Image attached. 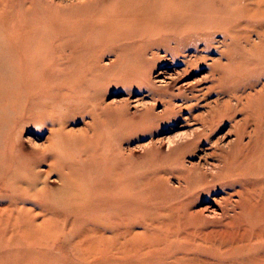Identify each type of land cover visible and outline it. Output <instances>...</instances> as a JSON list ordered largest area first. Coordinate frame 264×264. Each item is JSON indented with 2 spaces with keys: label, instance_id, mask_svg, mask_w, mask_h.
I'll return each mask as SVG.
<instances>
[{
  "label": "rangeland",
  "instance_id": "1",
  "mask_svg": "<svg viewBox=\"0 0 264 264\" xmlns=\"http://www.w3.org/2000/svg\"><path fill=\"white\" fill-rule=\"evenodd\" d=\"M124 1L0 0V23L10 28L9 38L4 37L6 44L10 46L15 41L17 52L35 53L41 60L30 67H19L18 72L25 71L36 79L41 73L42 79L32 83L34 88L37 87L36 98L43 94L44 87L47 92L54 90L64 97L67 93V103L73 106L69 108L72 112L63 110L61 115L60 124L64 127L58 138L61 145L57 157L64 162L60 163L68 165L77 161L80 170L76 173L80 182L94 175L105 185L100 193L91 194L96 203L91 214L76 215L79 205L64 207V202L70 199L58 191L57 176L68 174L67 170L63 172L56 168L52 173L44 174L48 169V162H44L36 170L41 173L36 202L26 200L25 196L13 200L8 195L3 199L0 208H8L0 212V231H21L22 226H27V217L39 213L32 220L40 229L31 230V245L24 248L27 250L18 246L15 249L24 250V264H169L175 258L185 256L204 259L209 264H236L242 255L229 250L235 245H245L242 234L248 232L245 227H251L233 217L220 218L225 206V191L211 192L191 207L192 212H202V221L197 226L186 223L170 207V202L177 197L173 192L179 186L177 179L166 182L165 192H154L155 170L159 166L175 165L172 157L167 158L170 153L166 148L168 142L177 141L181 134L197 124L187 121L189 114L186 111L179 112L174 122L165 125L159 120L154 122V113L159 114L163 105L154 101L146 86L173 95L179 92L199 94L198 90L209 85L203 80L208 75L207 65L218 58V54L205 55V63L192 69L183 63L193 58L194 53L189 50L176 62L163 51H156L154 55V50L147 53V63L127 62L120 52L124 44L121 32L129 25L121 14ZM187 1L199 3L204 0ZM158 2L164 4L169 0ZM258 32L264 33V16L261 15L253 17L251 26L238 33L240 41L227 52L232 59H239L251 51L249 47L247 49L251 43L264 46V41L257 37ZM214 41L219 50L225 49L218 42V34ZM261 51L259 54L264 55V47ZM250 53L253 54L251 58L258 55ZM61 99L60 96L56 106L64 104ZM175 104L178 107L184 103L178 100ZM148 106L151 115L141 116ZM240 116L235 119L239 120ZM230 126L226 122L216 133L222 145L234 138L226 134ZM35 134L38 132L30 128L20 136L18 153L26 161L30 150L25 141L28 139L41 145L47 132H42L41 140L34 139ZM88 167L98 175L89 173ZM74 191L77 194L80 187ZM3 194L6 192L0 188V195ZM45 195L63 202L59 209L42 210ZM10 199L19 202L21 212L8 204ZM114 226L123 231H113L111 227ZM100 232L101 238L97 236ZM200 234L212 241L202 243L203 252H195L192 248L202 241ZM18 238L19 243L24 242L23 238ZM256 240L253 238L249 243L260 246ZM1 250L0 254H8L12 246H2Z\"/></svg>",
  "mask_w": 264,
  "mask_h": 264
},
{
  "label": "bare ground",
  "instance_id": "2",
  "mask_svg": "<svg viewBox=\"0 0 264 264\" xmlns=\"http://www.w3.org/2000/svg\"><path fill=\"white\" fill-rule=\"evenodd\" d=\"M122 4L121 14L125 16L124 22L129 25L121 32L124 44L120 52L127 62L147 63V53L153 50L154 55L156 51H163L176 62L189 50L194 53L193 58L184 60L183 63L186 68L192 69L197 64L205 63V55L218 54V58L212 59L207 65L208 75L203 80L209 85L198 90L199 94L186 95L179 92L173 95L145 85L154 101L163 105L159 114L154 113V122L159 120L162 125L174 122L178 119L179 112L186 111L189 114L187 121L197 124L195 128H189L181 134L177 141L168 142L166 148L170 153L167 158L172 157L175 165H163L155 170L154 192H165L163 189L166 182L177 179L179 186L173 189L177 197L174 198L175 203L170 202V207L186 223L197 226L202 221V212H192L191 207L211 192L225 191V206L221 209L220 218L233 217L251 227H245L248 232L242 234V238L246 240L245 245H235L229 251L242 255V259L236 264H264V55L259 54L264 46L258 47L254 43L247 46V49L249 47L252 52L258 53L253 56L254 59L251 58V51L244 53L239 59H232L230 53H227L228 49H232L240 41L241 35L238 38V33L251 26L253 17L264 16V0H204L199 3L169 0L164 4L158 0H126ZM6 31L8 33L5 34ZM9 32L10 28L0 23V188L6 192L0 195V206L8 195L13 200L25 196L26 200L35 203L41 180V173L36 170L44 162H48V169L44 174H50L56 168L68 172L57 176L60 183L58 191L67 194V200L70 199L64 202V207L79 205L76 215H89L91 208L96 205L92 195L100 193L105 186L102 179L93 175L80 182L76 173L79 163L76 161V164L63 165L60 162L64 161L57 157L61 145L58 138L64 127L60 124L61 115L63 110L67 111L73 106L65 98L67 93L64 97L54 90L47 92L44 87L41 90L43 94L36 98L37 94L34 92L37 87L34 88L32 83L42 79L41 73L36 79V76L33 78L25 71L18 72V68L30 67L41 60L35 53L17 52L15 41H9L11 45H7L4 37L9 38ZM217 34L220 36L218 42L225 46L222 51L214 45ZM261 35L264 36V33L257 34V37L260 36L259 40L262 42L264 38ZM253 67L256 69L251 70ZM60 96L66 106L55 105ZM211 96L214 98L210 99ZM178 100L184 104L177 107L175 101ZM149 109V106L146 107L140 115H151ZM238 115L241 118L236 120ZM226 122L231 125L226 134H231L234 138L222 145L216 133ZM30 128L38 132L33 135L36 140L44 137L42 132H47V135L41 145L28 139L25 141L30 150L26 161L18 153V146L22 132ZM159 148L156 146L157 150ZM88 171L96 173L91 167H88ZM76 186L80 187L77 194L74 191ZM119 191L117 192L120 193ZM18 203L11 199L8 202L21 212ZM62 203L45 195L41 209L50 207L57 210ZM7 208H0V212ZM36 214L27 217V226H22L21 231H0V253L2 246H12L8 254H0V264H24V250H27L24 248L33 241L31 230L40 229L39 224L32 221L38 216ZM162 225L171 227L168 224ZM111 228L115 232H119L117 229L123 231L115 226ZM13 232L15 234L12 235ZM97 236L101 238V232ZM18 237L23 238L22 244L16 240ZM200 237L202 241L192 248L195 252H203L200 248L202 243L212 241L201 234ZM253 238L257 239L256 243L260 246L249 243ZM16 246L24 250H15ZM169 264L209 262L185 256L177 257Z\"/></svg>",
  "mask_w": 264,
  "mask_h": 264
}]
</instances>
